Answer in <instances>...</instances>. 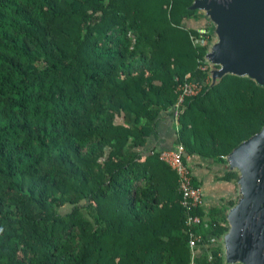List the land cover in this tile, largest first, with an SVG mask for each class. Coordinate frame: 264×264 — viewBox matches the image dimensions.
<instances>
[{
  "label": "trees",
  "instance_id": "1",
  "mask_svg": "<svg viewBox=\"0 0 264 264\" xmlns=\"http://www.w3.org/2000/svg\"><path fill=\"white\" fill-rule=\"evenodd\" d=\"M193 2L0 0V264H225L220 243L193 256L178 175L147 150L179 84L207 77ZM177 124L227 166L264 126V87L226 75ZM207 218L208 244L229 226Z\"/></svg>",
  "mask_w": 264,
  "mask_h": 264
},
{
  "label": "water",
  "instance_id": "2",
  "mask_svg": "<svg viewBox=\"0 0 264 264\" xmlns=\"http://www.w3.org/2000/svg\"><path fill=\"white\" fill-rule=\"evenodd\" d=\"M214 26L206 58L213 87L226 75L248 77L264 87V0H194ZM238 173V199L221 238L225 264H264V126L226 158Z\"/></svg>",
  "mask_w": 264,
  "mask_h": 264
},
{
  "label": "built area",
  "instance_id": "3",
  "mask_svg": "<svg viewBox=\"0 0 264 264\" xmlns=\"http://www.w3.org/2000/svg\"><path fill=\"white\" fill-rule=\"evenodd\" d=\"M209 28H213L212 33L209 31ZM191 40L196 46H200V48L208 47L209 51L215 41L214 26L208 22L204 28L197 29L196 35H191ZM211 68L212 66L208 63V59L205 56L204 61L200 60V71L207 74V77L205 79L185 81L179 84L177 88L178 101L174 109L176 120L178 118L179 108L185 101L197 97L207 85H211V77L209 74ZM160 159L178 175L180 192L182 194V206L186 210V224L189 227L190 247L193 256L195 257L199 248L201 252V250H208L211 246L217 245L218 243L221 245V239L218 240L216 237H211L210 242L208 244L205 243L203 235L195 230L199 227L207 228L208 224L205 216L195 214V210H202L204 196L202 188L194 184L192 171L186 162V149L184 145L178 144L174 150L160 152Z\"/></svg>",
  "mask_w": 264,
  "mask_h": 264
},
{
  "label": "crops",
  "instance_id": "4",
  "mask_svg": "<svg viewBox=\"0 0 264 264\" xmlns=\"http://www.w3.org/2000/svg\"><path fill=\"white\" fill-rule=\"evenodd\" d=\"M207 24L206 18L201 17L198 21H187L186 27L200 29ZM178 137L179 129L174 114L172 112L162 114L149 139L147 150L155 149L159 152L174 150L178 145ZM186 162L192 171L194 184L203 190L202 213L206 215V218L213 209L221 210L222 213L227 214L231 208L230 204L238 199V187L237 182H227L223 179L228 173L226 164L187 152ZM204 251L205 249L201 250V252ZM198 253H200V248Z\"/></svg>",
  "mask_w": 264,
  "mask_h": 264
}]
</instances>
